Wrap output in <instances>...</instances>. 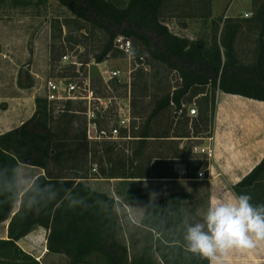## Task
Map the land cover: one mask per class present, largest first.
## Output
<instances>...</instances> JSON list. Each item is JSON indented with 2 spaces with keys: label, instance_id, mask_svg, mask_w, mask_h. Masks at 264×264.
<instances>
[{
  "label": "trees",
  "instance_id": "1",
  "mask_svg": "<svg viewBox=\"0 0 264 264\" xmlns=\"http://www.w3.org/2000/svg\"><path fill=\"white\" fill-rule=\"evenodd\" d=\"M10 1L26 4L32 0ZM58 1L78 20L106 32L103 47L95 55L97 62L104 61L115 50L113 40L123 33L133 39L135 51L140 46L151 59L177 71L181 83L157 101L142 128L133 135L137 145L131 154L116 153V158L113 154L104 156L116 147L115 142L88 139L87 107L75 109V101L68 100L56 116L52 115V103L36 96L33 115L20 126L0 134V223L10 218L20 195L19 163L45 170L22 194L19 208L10 218L8 237L0 238V264H42L17 243L38 226L49 229L48 251L65 254L71 264L84 263L92 255H98L102 264H208L185 248L183 237L191 223L183 215V204L192 195L174 193L148 204L139 226L143 241L139 244L131 238L128 244L116 208L136 199V193L129 188L120 189L117 200L108 192L93 188L88 181L154 177L148 170L149 163L138 162V157L145 156L153 138L191 136L187 132L178 134L171 127L156 130L153 125L157 115L171 105L177 117L187 96L201 95V122H208V114L213 121L219 89L264 100V0H253L250 17L213 20L210 41L171 31L164 22L169 0H124L123 5L117 0ZM6 2L0 0V4ZM186 2L181 3L183 8L180 4L182 16L205 20L212 16V0ZM244 30L257 31V59L251 64L240 61L236 49ZM137 54L140 56L141 52ZM18 83L28 88L34 85V79L30 76L29 83ZM82 102L79 101L81 105ZM198 126L196 123L194 129ZM211 129L212 123L207 136ZM123 133L127 135L128 131ZM93 163H98V170L91 171ZM233 188L236 194H250L253 204L264 203V157Z\"/></svg>",
  "mask_w": 264,
  "mask_h": 264
},
{
  "label": "rangeland",
  "instance_id": "2",
  "mask_svg": "<svg viewBox=\"0 0 264 264\" xmlns=\"http://www.w3.org/2000/svg\"><path fill=\"white\" fill-rule=\"evenodd\" d=\"M123 5L124 0H117ZM187 3L186 0H169L165 8L164 22L170 30L182 36H190L193 39L203 38L210 41L214 23L213 20L219 17H250L254 5L253 0H212L213 14L210 18L202 17L186 18L182 16L180 8L181 3ZM188 4V3H187ZM182 6V4H181ZM186 6V5H185ZM183 7V6H182ZM188 7V5L186 6ZM214 18V19H213ZM107 38V34L101 28L92 25L90 22L80 21L75 15L58 0H46L39 2L32 0L26 4H12L10 0L0 4V114L12 104V109L23 112L21 119L17 121H26L30 118L32 108H34L33 96H41L43 93V84L45 79L57 78L91 80V88L94 95L99 96L108 104L106 109L98 100L92 101L91 116L99 119L100 125L110 128L117 125L119 112H131V129L128 131L130 139H120L114 141L117 145L104 156L112 155L116 158V153L130 155L133 148L137 145V140L133 137L138 132L147 117L154 109L157 101L165 94L172 93L180 85L181 78L177 71L170 70L164 64L150 58L141 47H136L137 53L131 61L126 59L118 51L114 50L101 64L95 59ZM257 31L249 32L244 30L238 37L236 49L240 61L245 64L254 63L257 59ZM55 44V47H53ZM65 53L77 56L81 62L89 63L78 73L74 67L64 62L62 57ZM132 65L131 82L122 83L117 79H111L109 72L105 70L121 69L129 70ZM30 76L34 79L32 87H20L18 81L24 84L30 82ZM117 82V83H116ZM201 95L194 97L187 96L184 99V109L177 117H174L175 107L171 105L160 112L153 121L156 130L169 129L170 127L176 133L187 132L191 136L198 138L209 135V129L212 123V117L208 114V122L200 120L199 100ZM51 106L54 111L52 115H59L63 103H54ZM75 109L82 108L88 110V104L75 101ZM197 109L196 115H191L192 108ZM59 110V111H58ZM81 118L84 120V113ZM26 119V120H25ZM88 120V118H87ZM200 120V121H199ZM16 123V124H17ZM199 124L194 129L195 124ZM77 124V122L75 123ZM133 126V128H132ZM198 130V132H197ZM189 136V137H191ZM192 140L185 142L188 146L194 144ZM150 142H153L151 140ZM94 148V147H93ZM102 152V151H101ZM103 154V153H102ZM152 154V153H151ZM26 164V163H25ZM94 168L98 170V163H93ZM95 170V171H96ZM101 181L98 185L94 184L99 190L111 191L110 186ZM89 183V182H88ZM96 188V189H97ZM112 193V191L110 192ZM19 201L15 203L17 207ZM123 206V205H122ZM116 212L123 221L122 208H116ZM201 223L202 219H199ZM188 221L199 223L200 221ZM4 225V224H3ZM127 228V225L125 226ZM128 230V229H127ZM129 235V232H128ZM135 242L140 244L142 240L139 231L134 234ZM126 241L131 237H126ZM29 239L24 238L20 241L21 246L28 250ZM128 243V242H127ZM46 243L44 239L37 241V244L30 247L37 256L45 250ZM240 253H257L259 264L264 262L260 257V252L264 251V243H261L255 249H236ZM42 256V255H41ZM43 264H71L65 254L48 253L41 258ZM81 264H102V259L98 255L90 256L86 262Z\"/></svg>",
  "mask_w": 264,
  "mask_h": 264
},
{
  "label": "crops",
  "instance_id": "3",
  "mask_svg": "<svg viewBox=\"0 0 264 264\" xmlns=\"http://www.w3.org/2000/svg\"><path fill=\"white\" fill-rule=\"evenodd\" d=\"M213 10L214 8L212 12ZM187 37L193 39L190 36ZM35 98V96L32 98L34 108H32L29 117L35 111ZM20 109L22 108L19 106L17 110H13L12 104L4 109L0 114V134L16 128L24 122L22 120L17 123L23 116ZM187 139L200 141H193L194 144L191 147L186 144ZM151 140L153 142L149 143L145 156H139L138 162L147 161L149 163L148 170L154 174V177L95 178L88 181L95 189L97 187L94 184L98 185L101 181H106L105 183L110 186L112 193L108 190L105 191L117 200H120L118 194L120 189L124 191L129 188L136 193V199H131L128 203L123 202V206L118 207L122 208L123 221L125 226L127 225L125 228L122 223L124 233H126V237L133 239L136 238L134 236L136 231L139 233L141 231L139 229L140 221L147 205L155 203L161 196L166 197L174 193L192 195L193 198L184 200L183 215L187 219L190 217V221H200L199 219H202L203 213L211 203L231 199L236 195L233 186L264 157V100L227 93L219 89L216 93V107L210 136L201 138L171 136ZM207 148L212 149L210 155L207 153ZM198 171H203V177L198 176ZM17 173L20 187L19 204L17 207L14 204L10 218L18 210L22 194L33 184L37 176L45 174V170L20 162ZM10 218L0 223V238L8 237ZM48 233L49 229L38 226L25 236L24 238L28 237L29 239L28 250L20 244L24 238L17 243L43 264L41 258L48 253H54L49 252L47 248ZM42 238L46 245L45 250L40 253L41 258H39V255L37 256L30 250V247L35 246L37 241ZM127 242L129 244L128 240ZM257 254L258 251L250 254L240 253L233 249L224 257V261L225 264H259L261 260L258 261ZM259 255L264 259L263 250ZM261 263L264 264V262Z\"/></svg>",
  "mask_w": 264,
  "mask_h": 264
},
{
  "label": "clouds",
  "instance_id": "4",
  "mask_svg": "<svg viewBox=\"0 0 264 264\" xmlns=\"http://www.w3.org/2000/svg\"><path fill=\"white\" fill-rule=\"evenodd\" d=\"M251 201L252 196L244 193L211 203L202 223L187 225L186 251L208 264H225L224 257L231 250H251L264 243V203Z\"/></svg>",
  "mask_w": 264,
  "mask_h": 264
},
{
  "label": "built area",
  "instance_id": "5",
  "mask_svg": "<svg viewBox=\"0 0 264 264\" xmlns=\"http://www.w3.org/2000/svg\"><path fill=\"white\" fill-rule=\"evenodd\" d=\"M113 46L116 51L122 54L129 61L136 56L133 39L123 33H118L114 40ZM109 56V55H108ZM64 62H67L71 67H74L78 73L88 65L89 63L81 62L77 56L69 53H65L62 57ZM106 60V59H105ZM105 62V61H102ZM98 62L97 64H101ZM83 67V69H82ZM132 65L130 64L129 70L121 69H110L105 70L109 72V77L111 79L115 78L122 83L131 82ZM43 93L41 96L47 98V100L54 103H63L68 100L72 101H83L88 104V110L86 112L88 123H87V137L91 142H114L120 139H130L129 134L125 135L123 130L129 131L131 129V112L130 109L127 112H119V119L117 125H113L110 128L99 125L96 118L91 116V104L92 101L98 100L103 103V106L107 109L108 104L102 100L101 97L94 95L91 88V80L88 78L83 79H68L63 77V79L48 78L45 79L43 84ZM191 115L197 114V109L194 107L190 110ZM207 153L210 155L212 153L211 148H207ZM96 168H94V171ZM203 171H198V176L203 177Z\"/></svg>",
  "mask_w": 264,
  "mask_h": 264
}]
</instances>
